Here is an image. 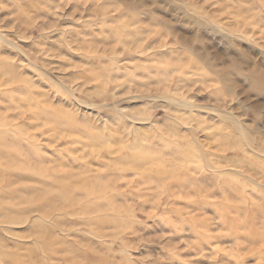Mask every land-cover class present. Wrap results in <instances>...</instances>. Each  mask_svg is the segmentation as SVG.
I'll return each instance as SVG.
<instances>
[{"label":"clouds","instance_id":"clouds-1","mask_svg":"<svg viewBox=\"0 0 264 264\" xmlns=\"http://www.w3.org/2000/svg\"><path fill=\"white\" fill-rule=\"evenodd\" d=\"M0 264H264V0H0Z\"/></svg>","mask_w":264,"mask_h":264}]
</instances>
